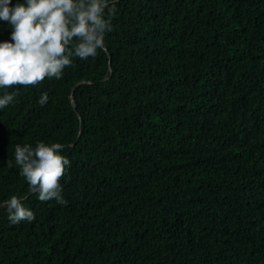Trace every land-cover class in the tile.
Returning a JSON list of instances; mask_svg holds the SVG:
<instances>
[{"label": "trees", "instance_id": "1", "mask_svg": "<svg viewBox=\"0 0 264 264\" xmlns=\"http://www.w3.org/2000/svg\"><path fill=\"white\" fill-rule=\"evenodd\" d=\"M114 7L103 50L0 110V201L35 214L0 206V264H264V0ZM37 139L65 145L63 204L17 174Z\"/></svg>", "mask_w": 264, "mask_h": 264}, {"label": "clouds", "instance_id": "2", "mask_svg": "<svg viewBox=\"0 0 264 264\" xmlns=\"http://www.w3.org/2000/svg\"><path fill=\"white\" fill-rule=\"evenodd\" d=\"M115 4L116 0H0V22L9 30L8 38L0 39V110L16 102L22 90L17 86L60 79L74 59L95 57L103 50ZM48 99V93L41 92L37 103L43 106ZM64 147L40 139L12 146L18 176L41 202L65 203L60 181L70 160ZM23 201L14 192L0 201L9 223L34 220V211Z\"/></svg>", "mask_w": 264, "mask_h": 264}]
</instances>
